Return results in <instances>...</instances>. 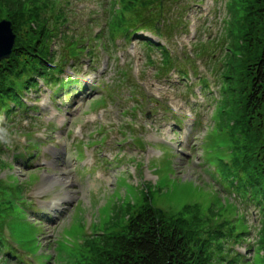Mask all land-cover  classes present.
Segmentation results:
<instances>
[{
	"label": "rangeland",
	"instance_id": "374dc122",
	"mask_svg": "<svg viewBox=\"0 0 264 264\" xmlns=\"http://www.w3.org/2000/svg\"><path fill=\"white\" fill-rule=\"evenodd\" d=\"M37 1L64 20L51 49L65 60L60 76L75 81L59 95L40 81L25 109L0 114V204L11 205L0 264L98 261L97 238L117 233L145 193L183 226L233 225L242 234L226 249L258 263L264 175L253 168L264 121L250 122L238 96L263 47L260 3L178 0L159 29L125 35L152 0H23L19 11ZM66 36L82 43L77 59Z\"/></svg>",
	"mask_w": 264,
	"mask_h": 264
},
{
	"label": "trees",
	"instance_id": "16d2710c",
	"mask_svg": "<svg viewBox=\"0 0 264 264\" xmlns=\"http://www.w3.org/2000/svg\"><path fill=\"white\" fill-rule=\"evenodd\" d=\"M177 1L152 0L149 5L137 6L139 12L126 25L125 35L145 27L151 31L159 29L163 13L172 2ZM257 1L261 7L254 15L260 20L264 15V0ZM22 3L23 0H0L1 11L6 12V19L11 21L15 34L9 58L0 61V114L6 116L18 108H26L23 100L25 93L36 91L40 81L47 87L56 86L52 91L58 95L60 91H69L75 81L70 75L66 78L60 76L64 64L62 59L55 61L57 52L51 49L53 39H60V27L65 24L64 20L54 12L47 15L46 11H40L45 4L38 1L37 11L27 10L25 15L19 11ZM51 18L54 23L49 25ZM63 41L70 49L68 58L77 59L75 52H82V43L68 36ZM146 47L148 50L156 48L149 42H146ZM160 50L161 67H171L170 53L164 47ZM244 68L246 77L242 73L244 86L238 98L244 101L243 109L250 122L259 118L264 121V41L260 52L251 56ZM76 85L80 86V83ZM32 146L38 144L33 142ZM260 148L261 157L253 170L264 175V144ZM250 164L244 165L247 172ZM144 195L141 205L127 217L125 225L117 233L97 238L103 249L102 258L95 261L96 257H92L83 264H250L243 262L239 253L231 256L230 248L226 249L224 245L225 241L236 242L242 234L233 232V225H229L228 232L223 230L222 224L208 228L188 222L183 226L171 214L155 207L148 193ZM7 206L1 207L0 204V252L8 218L5 214ZM185 220L188 218L185 217ZM258 242L262 245L258 251L262 252L258 254L256 264H264V238L260 237Z\"/></svg>",
	"mask_w": 264,
	"mask_h": 264
},
{
	"label": "water",
	"instance_id": "95a60500",
	"mask_svg": "<svg viewBox=\"0 0 264 264\" xmlns=\"http://www.w3.org/2000/svg\"><path fill=\"white\" fill-rule=\"evenodd\" d=\"M15 34L10 20H0V61L8 59L14 44ZM65 60H63L64 64Z\"/></svg>",
	"mask_w": 264,
	"mask_h": 264
}]
</instances>
